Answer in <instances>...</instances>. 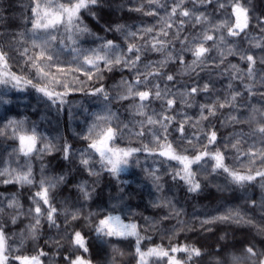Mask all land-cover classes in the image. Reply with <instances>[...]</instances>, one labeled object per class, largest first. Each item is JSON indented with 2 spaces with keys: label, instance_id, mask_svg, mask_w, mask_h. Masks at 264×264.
<instances>
[{
  "label": "snow or ice",
  "instance_id": "snow-or-ice-1",
  "mask_svg": "<svg viewBox=\"0 0 264 264\" xmlns=\"http://www.w3.org/2000/svg\"><path fill=\"white\" fill-rule=\"evenodd\" d=\"M21 7V29L0 31V107L12 104V93L29 91L57 112L80 107L70 100L76 94L97 98L100 107L84 109L91 121L76 134L80 148L41 132L27 117L0 116V264H94L90 237L104 246L97 249L105 254L103 264H203L205 257L211 264H264V247L252 242L239 254L227 245L209 253L185 242L186 235L181 239L219 225L247 227L264 238V103L235 111L243 107L239 98L258 94L264 100V91H254L264 89V19L252 16L251 0H122L115 6L113 0H21ZM105 7L136 14L140 22L108 20L101 29L106 35H99L88 20L99 24ZM253 19L259 37L251 31ZM245 42L261 54H249ZM152 53L158 58L151 59ZM185 53H191L190 62ZM229 56H239L244 68L226 64ZM210 62L216 69L226 64V96L199 103L201 93L212 91L208 83L176 88L178 76L198 74ZM190 108L197 112L189 115ZM222 109L229 110L219 121L221 128H232L227 135L212 123ZM56 153L87 176L71 184L78 194L72 202L57 200L70 183L68 174H52L44 162ZM141 155L152 161L144 171L158 192L165 175L182 181L189 193L200 192L209 177L223 176L218 191L239 190L242 203L205 212L195 218L198 227L182 219L184 209L166 195L151 202L167 210L158 218L125 211L119 194L107 208L86 211L105 174L126 184L122 174L140 167ZM34 161H40L38 169ZM256 188L259 200L247 195ZM257 208L260 220L247 210ZM169 221L175 223L169 227ZM226 239L227 233L220 236Z\"/></svg>",
  "mask_w": 264,
  "mask_h": 264
},
{
  "label": "trees",
  "instance_id": "trees-1",
  "mask_svg": "<svg viewBox=\"0 0 264 264\" xmlns=\"http://www.w3.org/2000/svg\"><path fill=\"white\" fill-rule=\"evenodd\" d=\"M122 0H113V5L121 3ZM21 0H0V16L3 17V20H0V31L6 33H15L19 31L22 27L21 24ZM208 12L211 13L212 9L209 8ZM251 14L252 16L259 17L264 19V0H251ZM102 19L100 23L97 24L96 21L89 19L88 23L93 27L99 35H106L101 29L104 26V22L108 20L119 21L121 23L127 22L132 25L139 24V18L136 14H128L124 12L115 11L114 7L109 8L105 7L101 9L98 13ZM149 22H153L149 20ZM253 27L251 29L253 35L259 37V31L255 27L256 21L253 19ZM194 31H199V29H189L184 35L191 36ZM111 37V33L107 34ZM179 48V45H177ZM243 49H248L249 54H261L260 49L251 48L245 42L242 45ZM188 61L190 62L192 57L191 53L184 54ZM215 56V53H212ZM151 59H157L158 54H150ZM231 64H237L241 68H244L245 62L240 60L239 56H229L227 62ZM225 65H222L221 68L216 69L211 67V62L209 69L201 71L197 70V73H193L190 76L180 75L177 77L176 88H181L183 84H188L189 86L192 83L198 82L201 86L204 83H208L212 91L210 93H201L197 97L199 103L208 102L209 98H216L217 96L223 97L228 93V84L230 77L228 75L222 74L225 68ZM259 67V66H258ZM124 75H128L127 72ZM116 79H119V73L116 76ZM166 81L161 82V86ZM105 83L111 84V80H106ZM233 85L239 88L240 91H243V88L240 86L239 81H232ZM257 93L264 91V89L259 88L258 86L254 89ZM12 104L0 107V116H16L17 118L27 117L30 123L34 122L41 132L48 134L49 136H60L66 138L69 143H72L74 147L80 148L83 146V142L79 141L77 138V133H80L84 128L86 123H90V115L84 112V109H88L89 112H95L99 110L100 102L95 97L84 96L83 94H76L70 97V100L73 104H79L80 107L73 106L71 111L68 110V106L65 107V110L62 112H57L56 109H49L47 105L38 99L37 95L34 92L29 91L28 93H12ZM254 104L257 107L260 104L264 103V100H261V97L257 94L255 98L246 96V98H239V103L243 104V107L235 110L237 114L248 111V103ZM159 102H154L153 106L156 107ZM9 111H5V109ZM119 108L121 118H124L127 114L124 112V109L119 105L114 106V110ZM185 111L192 115L197 112V109L190 108L185 109ZM222 114H219L217 117L212 118V123L216 124L217 128L220 129L222 135H227L232 131V128H221L219 121L224 119V116L227 115L228 109L220 110ZM244 127L247 130L246 125L236 126ZM11 142H6L3 147H7ZM2 151V149H0ZM45 163L49 165V171L52 174H60L61 172L68 174L69 185L62 187L57 193V200H64L67 198L69 202L75 200L78 195L76 190L71 186L72 183L77 182L81 178H87L86 173L82 174L74 170L73 165H69L68 162L64 161L59 153L54 154L50 157H45ZM40 161H34L35 167L38 169ZM152 164L151 159L145 160L144 156L141 155V166L140 167H131L129 170L122 174L121 179L126 180V184H119L116 181L112 180L111 177L105 176L101 179L96 187V193L93 197V202L89 204L87 210H96L97 206L107 208L110 201L114 202L112 198H115L118 194L123 195L125 198L124 209L125 211H132L135 213H142L144 216L151 218H158L163 216L166 213V209H156L151 206V202L155 200L160 195H166L176 204L177 207L184 209V215L181 217L184 220L191 221L198 227V222L195 219L196 217H203L204 213L215 214L217 209L222 208L223 206H233L238 203H242L241 195L242 193L239 190H234L232 187L226 188L224 191H218L217 186L223 187L225 185V180L223 176L209 177L208 180L202 181V190L198 193H189L186 186L182 181H173L169 176L165 175L163 177V192H158L151 180L147 177L144 168ZM163 171V169H162ZM91 182V178H89ZM123 188V193H119V188ZM248 196L255 198L257 200L261 197V192L258 188L250 190L247 193ZM23 200V197H22ZM248 214L253 216L255 219L260 220V210L257 209H247ZM135 219L138 222H142L139 216H136ZM175 221L166 222L167 226H171ZM47 235H54L55 230H46ZM87 231V229H85ZM227 233L226 240H220V236ZM186 235L189 239L185 242L195 243L197 246H202L207 252L214 253L218 251L221 245H227L230 252H235L239 254L240 250L243 247H246L249 242L255 243L257 248L264 247V238L256 235V233L247 228V227H236L230 225H219L217 226L212 233L207 232H188L182 234L181 239ZM93 241V257L94 264H103L105 259V254L101 252L97 255V249L103 248L104 246L99 242L94 240V237H90ZM154 240L156 243H160L159 237L157 234H154ZM203 264H211V257H205Z\"/></svg>",
  "mask_w": 264,
  "mask_h": 264
}]
</instances>
